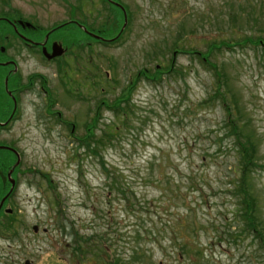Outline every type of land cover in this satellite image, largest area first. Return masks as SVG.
<instances>
[{"label": "rangeland", "instance_id": "rangeland-1", "mask_svg": "<svg viewBox=\"0 0 264 264\" xmlns=\"http://www.w3.org/2000/svg\"><path fill=\"white\" fill-rule=\"evenodd\" d=\"M115 1L131 23L100 45L86 31L111 43L106 24L122 18L102 0H0V29L26 22L39 29H25L31 40L50 35L67 50L56 65L15 35L1 42L0 64L47 83L24 92L27 113L0 132L23 155L14 212L0 219V264H264V0ZM157 69L159 81L145 79ZM45 94L63 125L44 117ZM126 104V115L108 108ZM87 125L97 143L111 139L89 143ZM237 145L251 148L253 217L232 194ZM251 223L263 246L242 234Z\"/></svg>", "mask_w": 264, "mask_h": 264}, {"label": "flooded vegetation", "instance_id": "flooded-vegetation-1", "mask_svg": "<svg viewBox=\"0 0 264 264\" xmlns=\"http://www.w3.org/2000/svg\"><path fill=\"white\" fill-rule=\"evenodd\" d=\"M106 1V0H105ZM108 2V1H106ZM109 3V2H108ZM111 4V3H110ZM112 5V4H111ZM127 14V13H126ZM127 21H128V15ZM72 22V21H71ZM70 22V23H71ZM73 23V22H72ZM13 25L17 29V33H15L16 39H19L22 41L24 47L29 50H39L42 54L43 48L46 49L47 52L51 53L52 45L54 43H61L57 40H52V43L50 42V36L46 41H33L26 35H24L25 29L29 28L30 30L37 31L35 27L27 26V24L17 21H13ZM65 24L60 25L61 27H64ZM65 28V27H64ZM14 31V29H13ZM88 32V31H87ZM89 33V32H88ZM91 31L89 34H92ZM94 34V33H93ZM92 34V35H93ZM85 35V34H84ZM96 35V34H94ZM93 35V36H94ZM21 36V37H20ZM28 51V53H30ZM3 53V52H2ZM9 62H14L16 67L13 64H10L11 69L7 71L10 75L20 73L19 72V64L14 60H9ZM17 68V72L14 73V69ZM8 79V78H7ZM19 80V79H18ZM39 82V81H38ZM37 82H31L30 79H25L20 77L19 82L12 83V87L10 89L8 88V93L0 94V131H9L13 127V125L19 121V119H22L24 115L27 113V110H24L26 107H28V102L25 100L23 101V96L26 94L24 92H28L32 90V88L35 87ZM41 83V82H40ZM26 84H30L32 86L26 88ZM4 86V81H3ZM8 86H9V79H8ZM42 88V87H41ZM28 89V90H27ZM27 95V94H26ZM56 95L52 94V97ZM47 95H44V99L42 100L46 107H44V117H53L56 115L58 119H60V123L56 120V123L63 125L61 120V115L59 112L53 111L51 108H55V100L52 99V103H47ZM56 118V119H57ZM66 123H64L65 125ZM7 147V146H5ZM11 147V146H9ZM15 145L12 144V147L9 149H12L16 151V153L19 156V164H16L18 162V157L15 155V153L6 151L5 158H0V219L2 217H9L12 216V213L14 212L12 208L14 207V201L13 199L16 196V193L20 186V177L23 175V173L18 172V169L21 164V160L23 156L21 153H19L16 149H14ZM15 209V207H14Z\"/></svg>", "mask_w": 264, "mask_h": 264}, {"label": "trees", "instance_id": "trees-1", "mask_svg": "<svg viewBox=\"0 0 264 264\" xmlns=\"http://www.w3.org/2000/svg\"><path fill=\"white\" fill-rule=\"evenodd\" d=\"M120 20L122 21V18H119L118 20L113 17V20H112V24L113 25H116L118 28L120 27V25L123 23L120 22ZM1 24V23H0ZM2 24H4V22H2ZM5 35V31L3 29H0V47L1 46V42L2 40L5 38L3 37ZM181 39L179 38L178 42L180 41ZM177 44V43H176ZM222 45V44H221ZM241 45V44H240ZM224 46H227L226 44L222 45V46H215L214 44L211 46L213 48H210L211 50H213L214 52H217L219 50V48H222ZM175 53V52H174ZM1 55V53H0ZM208 55H206L203 59H205L206 61L208 60ZM210 67H214L213 65H210ZM164 73L162 72V70H158L155 72V75L152 76L151 78H149L148 76L145 78L147 79L148 81L150 80L151 82H157V79L158 81L161 79V77H163ZM218 76V75H217ZM3 77L4 75H1V78L3 80ZM19 78V76H17ZM32 79H36V77L32 76L31 77ZM4 93V89H2L0 91V94ZM216 93V96L220 97V92L215 90L214 94ZM213 94V95H214ZM129 100V99H128ZM130 103V101H129ZM103 107H107L108 105H111V104H108L106 102L102 103ZM110 111H112L114 113V115L116 116H119L123 113V115H126L127 110H125L126 108L127 109H130V105L126 104L125 106H122V107H115V108H110L108 107ZM101 109V107H100ZM117 109H120L122 111H118ZM230 127V126H229ZM90 136V138H88V142L89 143H95L97 144L96 146L97 147H102L103 146V142L101 141L102 138H105V139H109V137L111 136V134H107L106 137H104L105 135L103 134L101 137H100V143L98 142L97 143V139L95 140L94 136L90 133L88 134ZM111 139V138H110ZM109 139V140H110ZM84 146L87 145L86 142H83ZM251 146V145H250ZM238 149L241 150L242 149V154L240 155V158L242 159L241 163L239 162V166H238V169L240 170L241 169V176H240V181H237V185L235 187V189L232 191V194L233 196H235L237 199L239 198H243V201H239L240 202V211L241 213L245 214V213H252L251 216L253 217V214H255V210H256V201L255 199L250 195V193H248V189H247V185H246V177L247 175L250 173L249 170H248V166L252 163V161L248 160L249 157H251V155H249V151L251 150V148H245L244 145H242V147L240 145H237ZM104 171L107 172V170L105 168H103ZM239 172V173H240ZM121 193V192H120ZM125 195H122V197H124ZM125 201H127L126 197L124 198ZM128 202V201H127ZM240 213V214H241ZM242 216V214H241ZM258 225L254 224V223H251V226L250 227H245L242 229V234H248V231L251 232L252 236L254 237V239L258 240L260 242V244L262 245V238L261 236L258 234ZM263 246V245H262ZM79 252H82L83 249H80V247H78L77 249ZM113 262V261H112ZM110 264V262L108 263ZM113 264H123L121 261H114Z\"/></svg>", "mask_w": 264, "mask_h": 264}, {"label": "water", "instance_id": "water-1", "mask_svg": "<svg viewBox=\"0 0 264 264\" xmlns=\"http://www.w3.org/2000/svg\"><path fill=\"white\" fill-rule=\"evenodd\" d=\"M62 49H61V47L60 46H58V45H53V48H52V55L51 56H48L47 54H45L46 55V57L48 58V59H54V58H56V57H59V56H61L62 55ZM45 53V52H44ZM43 53V54H44ZM26 264H29V262H25Z\"/></svg>", "mask_w": 264, "mask_h": 264}]
</instances>
